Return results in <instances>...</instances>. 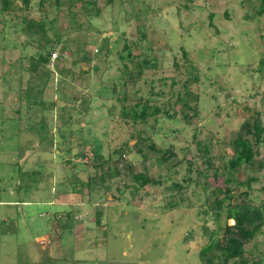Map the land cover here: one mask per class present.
Wrapping results in <instances>:
<instances>
[{"label":"rangeland","instance_id":"obj_1","mask_svg":"<svg viewBox=\"0 0 264 264\" xmlns=\"http://www.w3.org/2000/svg\"><path fill=\"white\" fill-rule=\"evenodd\" d=\"M36 2L30 17L52 19L56 27L66 26L69 32L62 44L67 49L61 58L54 49L57 66L50 61L46 68L31 72L27 70L30 53L21 51L20 44L3 45L0 21V264H201L198 249L208 241L204 226L220 236L225 218L223 213L203 214L201 189L183 180L187 161L195 160V166L203 168L209 158L210 166H217L221 142H229L234 132L241 131L255 155L253 165L239 166L237 178L253 177L250 196H257L255 203L264 201V166H258L264 161V140L256 143L253 134L240 129L239 124L256 121L264 137V15L251 8L259 0H139L132 8L117 0H97L101 12L91 19L97 30L84 27L81 31L68 28L65 14L43 12ZM141 4L151 7L147 18L153 19L147 26V21L132 16V9ZM76 18L82 22L85 15L80 13ZM143 29L147 40L139 45L142 49L130 46L132 54L150 46L159 60L165 55L159 63L161 69L147 72L148 78L164 76L170 83V78L179 74L174 87L178 89L188 78V62L194 64L199 80L189 83V88L199 95V115L193 116L188 126L180 118H158L154 143L160 147L172 144L177 159H182L170 170L163 162L143 161L128 148L121 151L137 170L146 169L151 176L161 174L160 182L131 193L133 185L125 186L130 181L123 174L110 181L104 173L100 186L89 160L95 137L101 142L99 161L109 156L110 164H118L121 171L128 164L114 151L126 139L133 143L129 137L133 125L118 121L121 103L117 97L124 91L128 105L138 96L147 97L152 88V94L159 90L165 93L153 96L151 105H160L169 94V86L159 81L150 85L149 79L122 86L123 43L125 38L137 39ZM48 34L53 40V32ZM84 34L94 53L104 41L109 52L107 62L103 56L87 63L77 61L75 51L80 45L75 38ZM10 38L18 43L24 40L22 33H12ZM168 41L173 45L171 52L166 50ZM30 44L34 52L36 44ZM174 56L178 67L172 65ZM47 67L51 68L49 77L42 73ZM45 80L39 95L45 100L43 107L30 108L26 88H37ZM114 81L115 94L98 95L100 85L111 89ZM88 96L89 102L83 103L82 98ZM71 97L80 99L73 102ZM48 100L69 104L53 109ZM81 109L83 113H79ZM43 123L45 129L40 127ZM81 140L88 142L79 148ZM205 143L206 154L200 150ZM77 148L87 152L81 159L73 157ZM224 150L231 155L228 146ZM67 158L75 164L66 163ZM76 177L80 181L74 182ZM208 181L212 187L224 185L222 175H209ZM173 182L185 188L178 189ZM231 185L235 188V182ZM116 188L123 191L122 200L117 199ZM168 200L173 202L170 208L163 205ZM244 255L249 262L264 260V232L245 245Z\"/></svg>","mask_w":264,"mask_h":264},{"label":"trees","instance_id":"obj_2","mask_svg":"<svg viewBox=\"0 0 264 264\" xmlns=\"http://www.w3.org/2000/svg\"><path fill=\"white\" fill-rule=\"evenodd\" d=\"M34 1L35 0H0V21L2 23L1 35L3 36L1 41H5V44L3 45L16 46L20 44L21 51L30 53L29 57L32 59L30 66L27 67V70L31 72L38 71L39 68H46V65L50 63V57L55 48L59 50L60 58L67 49L66 44H62L65 36L64 34H66L67 31L65 30L66 26L56 27L54 24L55 21L52 19L45 21L43 18L35 19L30 17L29 11L34 6ZM107 2L114 3L115 0H107ZM117 2L120 4H128L131 8L135 6L134 4L136 2L139 4V0H117ZM45 4L48 5L47 8H44ZM36 5L38 9L43 12L53 11L56 15H59V13L65 14L68 20V28H72L74 31H81L84 27L85 29L93 27L94 30H97L91 20L93 17L100 15L101 12L100 7L97 5V0H37ZM63 7H65L64 10H62ZM251 8L254 9L256 14L264 15V0H259L256 7ZM148 9H151L150 5L141 4L140 7L134 10L132 9V16L137 19H141L142 21H147V26L149 25L148 21L153 19L152 16H149L148 20ZM80 13L85 15V20L82 22L76 21V16ZM49 30L53 32V40L48 34ZM12 33H22L24 40L19 41V43L16 42L10 38ZM120 35L122 36V34ZM85 37L86 35L84 34L81 39L75 38L80 45V47L75 51L78 54L77 61H79V63H87L93 58L103 56L104 61L106 60L107 62V55L109 52L107 48L104 49V41H100V43H98V48H95L97 53H94L89 50L87 45L90 42L88 39H85ZM146 38L147 34L145 29L140 32L139 37L135 40H132V38H125L122 51H125L126 53L125 55L120 54L122 61V86L128 82L135 83L139 79H143L144 82L149 79L150 85H152L155 81H159L163 85L169 86V94L160 105H151V103H153L151 99H153L152 97L155 95H163L165 93L164 90H159L160 92L155 91L152 94V88L150 89V94H148L147 97L143 98L142 96H138L133 105H128L126 103L127 96L125 91L120 97H117V100L121 103L120 110L118 112V121L120 123L121 120H124L125 122H129L133 125L129 134V137L133 139V143L128 144V140L126 139L122 142L121 147L115 149L114 151L119 153L118 156L121 162H127L125 159V153H122L121 151L128 148L129 150L134 151L135 154L140 155V158L143 161L153 159V161L157 164L163 162L167 165V169L170 170V168L175 167L174 165L182 163V159H177V154L172 144L166 147H160L154 143L152 137L155 133H157L155 130L160 115L165 116V118L170 120L180 118L185 126L192 124L191 118L193 116L198 117L199 107L197 100L199 99V95L198 93H194L190 90L189 83L197 82L199 80V75L195 73L194 64L190 61L188 62L186 70L188 78L180 84L178 89H175L174 87L179 83L177 81L179 74H175L172 78H170V83L167 82V78L164 76H158L157 79H154L153 77L148 78L146 76L147 72L161 69V65L159 63L165 58V55L163 54L159 60L155 50H153L150 46H147L144 51L141 50L142 52L140 51L141 53L139 54H132L130 46L141 48L139 45H141L143 41H146ZM105 41L108 40L105 39ZM31 42L36 44L34 52L30 44ZM167 45H169V47L166 48V50L171 52L173 50V45L170 41L167 42ZM181 50L182 55L187 60V54L182 46ZM55 60L56 58L52 63L54 67L58 64L57 62L55 63ZM172 60V65L178 67L175 56ZM50 69L51 68H48V70L46 69L43 71V75L46 77L51 76L52 73ZM93 70L97 71L98 66L94 65ZM2 75L3 74L0 75V78H2ZM108 82H110V80ZM45 83H47L46 80L41 83L42 86L38 85L37 88L28 86L26 88V103L30 105V108H34L36 106V108L39 109L43 107L45 100L39 95H41ZM116 83L117 82L114 81L110 84L111 89H108L109 86L100 85L96 92L98 95H102L107 92H113L115 94ZM71 99H73V102H77L80 98L71 97ZM82 99V102L86 103L89 102L91 97H86V100L84 98ZM48 102L52 105L53 109L56 107H65L69 104L66 102H59V100H48ZM32 105L33 107H31ZM176 106H178V108ZM81 112L82 109L79 110V113ZM39 120L42 121V117H40ZM43 124H40L41 129H45V123ZM239 124L240 129H244L245 132L253 134L256 143L264 140V137L261 135L262 129L256 121L251 125L249 122H241ZM137 125H141V127L136 128ZM181 131L182 130H179V132ZM62 138L63 137H61V139ZM82 141L83 140H81L78 144L79 148L83 147V145L88 142ZM91 143L90 151H92L93 156L89 160V163L93 168V177L96 181H99V183H97L100 186L103 185L105 180L103 176L104 173L110 181L123 174L130 181V184H125V186L127 187V185H133L131 193H135L140 189L151 186L153 183L160 182V173L156 176H151L148 174L146 169L137 170L136 167H133V165H130L128 162V164L123 165V170L121 171L118 164H110V159L108 158L109 156L106 161H99L101 158V142L97 138L93 137ZM207 143L203 144V148L200 147V150L204 149L205 154L208 150ZM221 143L222 152L219 154L220 163L217 166H210L211 163L209 158H207L204 162L205 166L203 168L195 166V160H188L187 173L183 178L184 181H187L188 183L190 182L193 186L201 189L203 194V214L223 213L225 218L224 229L220 236H216L215 231L208 232L204 226V232L206 234L208 233V241L204 246L198 249L199 260L201 264H264V260H262V258L249 262L247 259L248 257L244 255L245 245L252 241L257 234L264 232V201H261L259 204L255 203L253 200L257 199V196H250V182L254 180L253 177H247L244 180H239L237 178L239 166H249L254 164L255 151L251 146L250 141L244 137L239 130L232 134L229 142ZM226 146L229 147L231 155L225 153L224 147ZM86 154L87 152L84 149L78 150L77 148L73 157H79L81 159ZM65 162H71L72 165L75 164L71 158H67ZM258 166H264V161H259ZM73 168H75V165ZM73 170L74 169H72V171ZM98 171H100L99 174L97 173ZM192 172H194V174L193 176H190ZM209 175L213 177L222 175L224 185L212 187L208 181ZM77 181L80 180L76 177L74 182ZM88 181L91 183L90 178ZM233 182H235V188L231 185ZM109 185L110 184L107 185L108 189L110 187ZM172 185L174 187H178V189L185 188L181 184H178V182H173ZM242 186L245 187L241 189L240 187ZM116 191L118 192L117 199L122 200L123 191L120 188H116ZM195 194H198V192ZM163 205L170 208L173 205V202L168 200ZM95 221L97 224H100L98 218H96Z\"/></svg>","mask_w":264,"mask_h":264},{"label":"built area","instance_id":"obj_3","mask_svg":"<svg viewBox=\"0 0 264 264\" xmlns=\"http://www.w3.org/2000/svg\"><path fill=\"white\" fill-rule=\"evenodd\" d=\"M52 56H51V58H50V61L52 62L54 59H55V52H52V54H51Z\"/></svg>","mask_w":264,"mask_h":264}]
</instances>
